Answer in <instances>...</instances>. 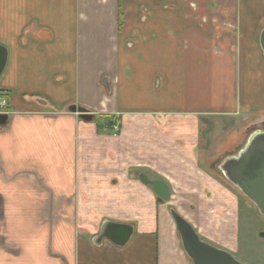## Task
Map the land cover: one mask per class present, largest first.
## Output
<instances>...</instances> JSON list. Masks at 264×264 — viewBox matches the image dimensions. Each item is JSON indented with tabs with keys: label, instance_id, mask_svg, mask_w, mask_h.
<instances>
[{
	"label": "crops",
	"instance_id": "crops-1",
	"mask_svg": "<svg viewBox=\"0 0 264 264\" xmlns=\"http://www.w3.org/2000/svg\"><path fill=\"white\" fill-rule=\"evenodd\" d=\"M263 28L264 0H0V264H194L154 209L181 191L191 200L173 207L236 254L238 196L219 165L264 128ZM106 219L135 226L126 245L93 243Z\"/></svg>",
	"mask_w": 264,
	"mask_h": 264
},
{
	"label": "water",
	"instance_id": "water-1",
	"mask_svg": "<svg viewBox=\"0 0 264 264\" xmlns=\"http://www.w3.org/2000/svg\"><path fill=\"white\" fill-rule=\"evenodd\" d=\"M260 44L264 51V28L260 34ZM8 58V47L0 43V77L6 68ZM107 85L109 86L108 82ZM68 109L79 113L87 121L94 118V113L85 107L72 104ZM8 116L7 113L0 114L1 126L7 123ZM219 170L264 215V128L253 131L243 146L222 161ZM139 177L153 187L160 201L170 200L171 188L164 179H151L145 173H139ZM169 210L184 250L194 264H248L238 260L229 250L202 239L194 225L175 207L171 206ZM134 231L135 226L132 223L106 219L92 241L96 246H102L108 241L117 247H122L128 243ZM258 235L264 239V230H260Z\"/></svg>",
	"mask_w": 264,
	"mask_h": 264
},
{
	"label": "rangeland",
	"instance_id": "rangeland-1",
	"mask_svg": "<svg viewBox=\"0 0 264 264\" xmlns=\"http://www.w3.org/2000/svg\"><path fill=\"white\" fill-rule=\"evenodd\" d=\"M117 122L118 118H114ZM217 126H223L226 125L227 127L233 125L239 124L238 120H233L230 118H222L218 121H216ZM243 123H240L238 126H241ZM107 133L110 134H120L121 127L120 123L118 127H110L105 129ZM222 133V132H221ZM218 133V130L216 132V135L221 134ZM224 135V134H222ZM225 136V135H224ZM222 136L218 135L217 140H219ZM223 138V137H222ZM137 168H130V177L132 179H137ZM213 171V170H212ZM229 188H231L234 192H236L238 196V203H239V214H240V227H239V237H238V245H239V251L234 254V256L240 260L241 262L248 263V264H264V239H262L258 232L260 230H264V215H262L257 206L240 191L238 188L232 187L229 185V183H226ZM138 194V191H137ZM174 194V203H182L185 204V202L191 200V197H188L187 193L184 192H172ZM190 195V194H189ZM139 196V194H138ZM191 196V195H190ZM140 198V197H139ZM168 203L159 204L154 202V209H156L157 213L161 212L164 215H167L168 217H172L171 213H169V207L175 206V204ZM166 209L168 210V214L166 212Z\"/></svg>",
	"mask_w": 264,
	"mask_h": 264
},
{
	"label": "trees",
	"instance_id": "trees-1",
	"mask_svg": "<svg viewBox=\"0 0 264 264\" xmlns=\"http://www.w3.org/2000/svg\"><path fill=\"white\" fill-rule=\"evenodd\" d=\"M94 120L97 123L98 130L103 131L115 125L116 120L110 114H98L94 115ZM120 119L117 120L119 122Z\"/></svg>",
	"mask_w": 264,
	"mask_h": 264
},
{
	"label": "built area",
	"instance_id": "built-area-1",
	"mask_svg": "<svg viewBox=\"0 0 264 264\" xmlns=\"http://www.w3.org/2000/svg\"><path fill=\"white\" fill-rule=\"evenodd\" d=\"M7 113L9 114V103L5 96H0V114ZM119 123H116L114 127H118Z\"/></svg>",
	"mask_w": 264,
	"mask_h": 264
}]
</instances>
